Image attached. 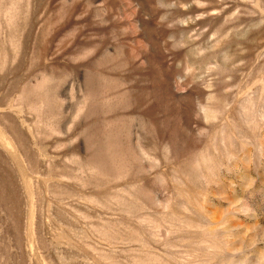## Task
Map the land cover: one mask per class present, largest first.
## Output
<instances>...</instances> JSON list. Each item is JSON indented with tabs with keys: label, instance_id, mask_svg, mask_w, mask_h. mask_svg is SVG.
I'll return each mask as SVG.
<instances>
[{
	"label": "rangeland",
	"instance_id": "obj_1",
	"mask_svg": "<svg viewBox=\"0 0 264 264\" xmlns=\"http://www.w3.org/2000/svg\"><path fill=\"white\" fill-rule=\"evenodd\" d=\"M0 264H264V0H0Z\"/></svg>",
	"mask_w": 264,
	"mask_h": 264
}]
</instances>
